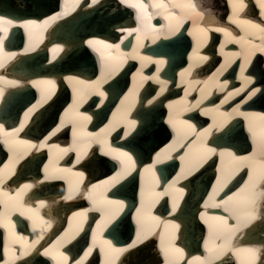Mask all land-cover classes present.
Returning a JSON list of instances; mask_svg holds the SVG:
<instances>
[{"label":"bare ground","instance_id":"bare-ground-1","mask_svg":"<svg viewBox=\"0 0 264 264\" xmlns=\"http://www.w3.org/2000/svg\"><path fill=\"white\" fill-rule=\"evenodd\" d=\"M5 1L12 7L18 6L17 10H19V7H31L32 3L37 7L49 5L51 0H0V3ZM80 1L86 3V0L70 2L77 4ZM223 1L225 0H141L146 4V10L141 11L125 6L119 3V0H101L98 5H96L97 3L87 4L80 9H68L69 13L65 15L62 3L57 0V8L51 10L47 15L38 11L36 15L17 18L19 21L13 19L18 22V26L21 27L26 38L35 28L38 30L37 33H44L42 29L46 28L45 26L55 24L54 26L61 27L66 41L55 43L57 41L51 40L49 30L46 31L43 40L48 39L53 45V47H49V42H45L48 45L46 52L52 58L50 61L54 62L64 58L55 67L72 66V68H77L67 71L68 74L73 75L72 77H59L63 83L60 87L66 85L77 91L82 85L87 87L90 85L86 92L79 94L80 104L82 103L80 108L85 104H93L96 99L99 100V104L105 101L113 103L117 85L125 80L132 82L129 87L123 89L127 95L117 99L119 102L112 112L113 114L108 112V115L112 114L109 117L111 121L116 115L119 118L122 117V114L130 115L119 120L118 124L111 125L110 133L114 131V127H119L118 129L121 130L122 125L124 130L127 125L131 126L125 131L127 133H135V129L139 127L132 139V145L134 147L140 145L147 156L144 157L145 164L139 166L137 179L140 183L147 173L151 174L153 179L149 178L151 180L140 183L136 186L137 189L131 188L133 191H141L140 196L124 199L130 196L133 179H129L128 174L127 179L129 180L125 176L113 183L110 175L104 170L99 174L104 177H95L99 168L103 167L112 154L109 150L103 149L98 158L93 157L92 154L85 156V150L82 148L89 143L87 140L90 138L89 124L91 121L85 120L81 123L79 117L76 118L73 108H77L72 105L74 96H72L71 103L64 110H60L58 115L62 113V119L53 132L54 134L62 127H69V140H64V145L61 146L55 143L56 135L47 134L49 131L44 132L53 120V118L51 119L53 109L51 107L46 109L47 104L51 101L49 103L46 101L52 97L54 100L60 96V92L55 96L56 85L53 82L49 84L48 81L41 83L42 89L51 93L44 100L40 96L37 97L33 108L24 113L26 107L23 102L29 96V90L25 89L27 86L25 87L23 84L27 81V85L31 83L33 86L39 76L33 77V80L30 77L31 74L25 73L23 68L20 71L14 69V72L6 75L1 73L5 71L0 68V90L3 92L12 91V98L6 107L2 108L0 103L1 110L11 115L15 105L23 107L20 111V119L16 123L13 117L7 127L6 124H0V127L3 128V131L0 132V142L3 147H6L7 143L17 146V150L7 147L9 154L6 159L0 161V164L4 165L0 168V176H3V182L0 183V230L4 235V239H0V264H74V259L82 260L83 264H91L93 250L91 249L87 256L85 253L92 246L99 247L100 259L97 264H200V261H203L204 264H252L247 252L237 251V249L248 248L259 249L256 253L255 264H264V209L259 207L261 200H257L258 217L261 218L250 223L241 222L238 224L232 216L235 207L243 206L252 186L255 185L256 191H259L260 186L264 184V128L261 127L262 132H257V129L253 127L254 124L263 126L262 122H264V118H262L264 117V62L253 70L249 69L251 60L260 48L264 56V31H261V27H264L262 22L264 16L261 13L258 15L259 23L254 20L255 10L253 7L248 8V3L244 0L245 7L243 9L234 10L231 6V15L219 20V15L214 8L206 5H217L222 8ZM132 2L134 3L135 0ZM237 2L238 0H233V4ZM253 3L256 8L259 7L257 0H254ZM154 4H163L164 7H153ZM227 5H230L229 0ZM59 6L61 7L58 8ZM0 9H2L1 4ZM221 13H225V11ZM40 14L43 16L42 18H40ZM132 14H134L135 27H131L133 21L128 19ZM148 16L151 17L150 20L147 19ZM166 16L169 18L165 19ZM244 20H248L249 23H243ZM16 22H12V24ZM115 22L116 26L113 24ZM253 24H258L261 27H253ZM26 25L28 26L26 27ZM3 26L7 28L8 24ZM54 26L51 28L53 29ZM80 29H82L81 32ZM217 29H224V31ZM111 30L118 32L117 37L108 35ZM131 30H135L131 34L137 39L134 40L135 48L130 50L132 51L130 53L116 42L127 37ZM236 30L241 32L240 38ZM215 31L218 32L219 37L215 39V43H210V36L214 39ZM97 32L103 33L97 37L95 35ZM181 32H186V35H181ZM226 32L227 34H225ZM0 34L4 35L5 32ZM36 40L38 45L31 49L45 52L44 49H38L43 40ZM97 40L102 43L91 45L88 43ZM187 40H189V48L185 55L187 63L176 70L174 61L177 56L169 55V52L173 53L172 48L181 47ZM103 44L119 45V47L107 48ZM76 46L78 47L76 48ZM200 52L207 54L209 58ZM6 53L5 50L0 53V62L4 60ZM137 54H140V57L136 58L139 62L126 63V57L131 60ZM32 57L26 56V54L22 57V60L28 61L24 64L27 65V69H34L39 65L49 66L46 59H33ZM202 57H206V59H202ZM242 58H245V64L241 62ZM217 60L225 61L228 67L238 62L246 67L238 73L235 80H229L230 83L227 84L228 81L220 77L225 76L229 79L231 76L229 68L216 76L212 73L214 68L212 64H216ZM16 61L14 64L13 62L4 63L6 69H13ZM204 62L207 63L201 69L207 75L198 79L192 73L193 69ZM12 64L13 68L10 66ZM97 65L99 71L96 70ZM130 68L132 69L129 73ZM78 70H81V73ZM220 71L218 70V72ZM104 74L105 76H103ZM107 74L110 77L113 74L116 75L119 79L118 84L108 80ZM244 74H246L244 80L246 85L253 81L255 74H257V79H263L259 86H251L247 93L241 97L242 93H239V89ZM42 78L47 80L49 77ZM66 78L67 80H65ZM19 79L21 85H19ZM12 81H15V86L10 83ZM160 81L164 83L161 84ZM236 82L239 83L240 88ZM22 89L23 91H21ZM111 89L114 93L109 95L108 91ZM101 92L103 96L100 95ZM187 92L199 97L193 100L187 97ZM180 94L182 95L180 96ZM218 94L222 95L218 105H206V98L210 96L214 98ZM255 94L256 102H262V104L257 108H251L248 105L254 104L250 101ZM16 95L19 96L15 97ZM130 95H136V97L130 99ZM1 99L2 96H0V101ZM10 104L12 105L10 106ZM177 106L181 108L179 116L174 111L178 109ZM158 110L165 113L167 119L176 118V123L170 125L168 120L160 123L157 117ZM190 111L222 120L211 121V124L204 129V126L200 127L201 125L195 122L193 124L192 121L185 118V115ZM82 112V116L87 118L88 116L84 115V110ZM136 112H140V116L135 115ZM0 118L3 119L2 115ZM75 121L77 126L74 125ZM248 122L250 124L246 125ZM21 123H23V128H21ZM244 125V131H247V134L242 130ZM217 126L219 127L217 128ZM33 128L40 130L35 133L36 137L41 134L40 132H44L43 139H38L40 137L35 141L30 139L25 147H20L19 139L23 134L28 137L32 136ZM171 129H174L171 138L163 140L165 134H168ZM101 132L99 131V134ZM217 132L221 135L220 137H216ZM226 138L232 142L229 144L230 147L222 146V141H225ZM247 139L248 145L241 144L245 143ZM161 140L162 142H160ZM94 141L100 147L104 144H110V148L116 144L119 146V141L112 142L103 138ZM158 142L160 147L156 146ZM40 144H44V147H39ZM171 144L174 145L169 147ZM236 144L240 148L233 147ZM45 146L49 147L47 153L51 156L48 162L43 164L42 178L40 179L38 175L26 176L25 179L20 178L17 171L21 168L20 163L23 161V155L28 153V155L34 156L36 154V162L40 158V152L46 149ZM209 147L215 150L214 153L209 154L206 151V148ZM141 152L142 150L139 151V153ZM71 154L80 158L74 159L71 164H68L62 159V155L68 156L67 159H70L69 157L73 156ZM128 154L135 156L134 161L135 159L139 160L136 158V153L131 151ZM86 159L89 160L87 164ZM148 159L149 161H147ZM176 162L180 164L176 174L167 180V177L162 174L168 175L172 169L176 168ZM30 165L33 164L30 163ZM85 165L89 168L84 169ZM166 165H170L171 169L163 170ZM52 166L61 168L52 171ZM119 171L120 169L117 172ZM243 172L248 174L247 177H239ZM101 173L103 174L101 175ZM161 176L163 179H159ZM53 180L63 181L72 186V189H76L73 198L64 199L71 190L69 188L65 195L44 196L37 201L36 197L47 186L43 182ZM88 180L91 183L84 186L83 183ZM124 180L127 185L117 186ZM166 180V184L160 185ZM188 180H191V183L185 184ZM192 180L194 181L192 182ZM237 182L241 184H237ZM26 184L32 187L25 189L24 185ZM197 184L200 187L199 192H196ZM55 186L56 184H54ZM113 186L114 197L109 200L108 197L111 195L110 191ZM64 188L65 186L61 191ZM189 188H192L191 194H189ZM177 189L181 191L178 192ZM204 191V197L197 205H194L199 201ZM79 192L81 196L77 197ZM118 195L121 196L120 200H118ZM187 195L189 196L187 197ZM166 198H168L167 201H165ZM113 200L119 203H114ZM83 201H86V204ZM41 204L43 207L40 206ZM114 205H116L115 208ZM159 205L162 209L159 208ZM193 205L194 207H192ZM86 206L87 210H85ZM117 206H119V211ZM174 206L175 211H173ZM133 210L135 211L130 213ZM93 212L97 214L91 216ZM118 214L120 217L116 216ZM218 218L227 219L228 228L235 230L231 243L224 247H221L224 240L218 238L216 234L219 232L222 236L227 230ZM120 219L123 220L119 223ZM55 223L63 228L62 235L55 239L42 240V234L45 232L47 235L50 227L54 228ZM85 226H88V230L84 229ZM90 230L93 232L91 236H89ZM127 230H129V234L125 238L123 235ZM55 232L61 231L56 229ZM145 233L147 234L145 235ZM79 242L85 248L82 252L76 250V245ZM175 248H179L183 252V256L177 253ZM113 249H123L124 251L117 252ZM61 253L68 258L67 261L61 258ZM80 254L81 256H78ZM197 257L200 258L199 261L196 259Z\"/></svg>","mask_w":264,"mask_h":264},{"label":"snow or ice","instance_id":"snow-or-ice-1","mask_svg":"<svg viewBox=\"0 0 264 264\" xmlns=\"http://www.w3.org/2000/svg\"><path fill=\"white\" fill-rule=\"evenodd\" d=\"M98 2V0H91V3L94 5ZM259 7L261 9V15L264 16V0H257ZM119 3L128 6V7H132V8H136L139 9L141 11L146 10V4L142 3L141 0H135V2L133 3L132 0H119ZM230 5L233 7L234 10L237 9H243L245 7V3L244 0H238L237 3L233 4V0H229ZM153 7H160L163 8L164 5L163 4H154ZM169 17H165V19H168ZM148 20L151 19L150 16L147 17ZM229 19H231V17H229ZM243 23L247 24L249 23L248 20H244ZM4 24H12L11 20H7L5 18L0 17V25H4ZM253 27H261L258 24H253ZM218 31H224V29H217ZM7 30L4 27H0V33H4ZM135 31V30H131L129 31V35H131V32ZM261 31H264V27H261ZM227 34V32L225 33ZM90 45L93 43L99 44L102 43L101 41H89L88 42ZM104 47L107 48H111V47H119V45H111V44H103ZM4 50V39L3 37H0V51ZM11 55H15L14 53H12ZM202 59H206V57H202ZM4 67L3 62H0V68ZM13 84V86H15V81L10 82ZM49 84H52L51 81H48ZM161 84H163V81H160ZM54 87V85H52ZM161 91H163V88H161ZM254 94V93H253ZM101 96H103V93H100ZM0 96H3V90H0ZM27 115V113H26ZM264 118V117H262ZM134 123V122H132ZM219 126H217L218 128ZM21 128H23V123H21ZM3 131V128L0 127V132ZM17 131H19V129H17ZM125 135H127V132H125ZM21 143H26L25 141H20ZM39 147H44V144H40ZM206 151L209 154L214 153V149L213 148H206ZM109 152L113 155V158L118 160L119 163L121 164V171L117 172L115 176L112 177V181L113 183L118 182L120 179L124 178L125 176H127L130 172L131 169L135 168V164L133 163V159L132 156H130L127 152H121L117 149H109ZM108 154V153H105ZM234 159H236L237 157H233ZM77 175H82L81 173H76ZM3 182V176H0V183ZM32 187L29 184L24 185V188H30ZM76 189H71L68 193L67 196L64 197L65 200H70L73 198V195L75 194ZM177 191H181L180 189H177ZM260 199L261 203L259 205V207L261 209H264V184H262L260 186L259 191H256V186L253 185L252 186V190L250 191L249 195L245 198L244 202H243V206H237L234 208L233 212H232V216L234 219L237 220V223L240 224L241 222L243 223H250L253 220H256L257 218H261L258 217V212H257V200ZM115 203H119V202H115ZM41 207H43V204L40 205ZM120 207H123V205H120ZM173 211H175V206L173 208ZM201 215H203V213H201ZM153 219H155V217H153ZM220 219L221 224L224 226V228L227 230L226 233L224 235L221 236V234L218 232L216 235L218 238H222L224 240V244L221 245V247H224L227 244H230L232 241V237L234 235L235 230L228 228V220L227 219H223V218H218ZM147 233H145L146 235ZM35 243V242H33ZM105 243H107V241H105ZM109 247H111V245H109ZM113 251H117V252H122L124 251L123 249H113ZM175 251L177 253H180L181 256H183V252H181V250L179 248H175ZM237 251H244L247 252L251 258V262L252 264H255V260H256V253L259 251V249L257 248H248V249H237ZM91 252V249L88 250V252L85 253V256H87L89 253ZM21 255H23V253H21ZM61 258L65 261H67V257H64L63 254L61 253ZM198 261L200 260L199 257L196 258ZM74 264H83L82 260H74ZM200 264H204L203 261H200Z\"/></svg>","mask_w":264,"mask_h":264},{"label":"water","instance_id":"water-1","mask_svg":"<svg viewBox=\"0 0 264 264\" xmlns=\"http://www.w3.org/2000/svg\"><path fill=\"white\" fill-rule=\"evenodd\" d=\"M20 1H22V0H20ZM57 0H51L50 2H49V5H45V6H42V7H37L34 3H32V5H31V7H29V6H27V7H25V6H23V5H21V6H23V7H19V10H17L18 9V6H14V7H12L11 6V4H7L6 3V1L5 2H2V9H3V11L5 12V13H7V14H10V15H13V16H16V17H22V16H25V17H29L30 15H36V13L38 12V11H42L43 13L42 14H49L50 13V11L51 10H54V9H56L57 8ZM16 8V9H15ZM43 10H45V11H43ZM40 16H41V14H40ZM219 18H220V20H223L224 18H225V16L223 15H220L219 16ZM82 27V26H81ZM61 29V28H60ZM83 29V28H82ZM82 29H80L79 31L81 32L82 31ZM61 32H62V34L64 35V33H63V31H62V29H61ZM65 36V35H64ZM63 36V37H64ZM184 37V36H183ZM65 38V37H64ZM12 41H16V40H21V34H20V32L18 31V30H14L13 31V34H12V39H11ZM185 42V41H184ZM181 44V43H180ZM81 47V46H80ZM172 50H173V53H171L172 54V56H174V55H176L177 57L175 58V61H174V64L175 63H178V62H182V61H184L185 60V55H186V50H187V42L186 43H184L181 47H179V48H176L175 47V49H173L172 48ZM114 92V91H113ZM109 104H107L106 105V107L108 106ZM106 107H104V109L102 110V115H103V113H105V112H107L108 110H107V108ZM51 108H53V107H51ZM18 109H20V108H18ZM105 109H106V111H105ZM15 110H16V108H15ZM16 113V112H15ZM155 113H157V112H155ZM152 114V113H151ZM158 114V113H157ZM105 115H106V113H105ZM99 118H101V117H99ZM98 118V119H99ZM53 122V121H52ZM160 123H161V121H159ZM171 169L170 168V165H166V166H164L163 167V170H165V169ZM172 171H174V169H172L170 172H172ZM164 177H166L167 175H166V173H163L162 174ZM194 181V180H193ZM192 181V182H193ZM192 186V185H191ZM196 188V192H199V190H200V187L198 186V184H197V186L195 187ZM190 190H192V188H189V191ZM204 195H205V191L203 192V194H202V196H201V198L199 199V201H197L196 202V204H198L199 202H200V200L204 197ZM194 206V205H193ZM192 206V207H193Z\"/></svg>","mask_w":264,"mask_h":264},{"label":"rangeland","instance_id":"rangeland-1","mask_svg":"<svg viewBox=\"0 0 264 264\" xmlns=\"http://www.w3.org/2000/svg\"><path fill=\"white\" fill-rule=\"evenodd\" d=\"M227 2H228V0H225V1H223L221 4H223L222 5V7L226 4L227 5ZM206 6H210V7H212V9L214 8V10L217 12V14L219 13V12H222V11H225V9H222V8H219L217 5H210V4H208V5H206ZM222 10V11H221ZM229 10V9H228ZM219 11V12H218ZM147 260H148V258H147Z\"/></svg>","mask_w":264,"mask_h":264}]
</instances>
